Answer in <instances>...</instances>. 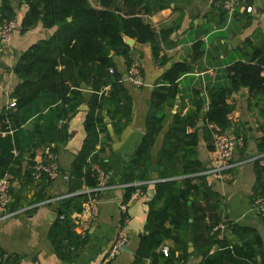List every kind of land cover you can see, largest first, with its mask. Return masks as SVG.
I'll return each mask as SVG.
<instances>
[{
    "label": "trees",
    "instance_id": "1",
    "mask_svg": "<svg viewBox=\"0 0 264 264\" xmlns=\"http://www.w3.org/2000/svg\"><path fill=\"white\" fill-rule=\"evenodd\" d=\"M16 1L28 7L21 22V32H27L40 23L45 29L55 32L50 39L39 41L25 51L14 68L21 83L12 96L16 101L15 109L3 111L0 115V133H13L12 136L0 137V177L8 172L15 178L22 176L26 183L34 181L31 170L34 153L45 146L55 145L53 152L56 154L60 146L68 143L71 138L68 123L83 104V88L88 87L94 94L90 98L84 124L86 138L70 170V191L75 192L83 185L86 189L95 188L98 178L92 168L98 160L97 146L101 133L106 129L107 119L132 113L130 96L120 84L122 76L109 73L111 53L114 51L123 56L128 68L131 67L133 60L124 41L126 36L140 44H151L153 56L156 59L160 57L157 34L140 17L142 11L149 15L153 13L150 7L156 4L153 0H95L102 8L97 10L88 0H0V26L5 21L17 19ZM166 6L163 2L156 10ZM161 37L163 42L168 41L167 35L162 33ZM194 49L197 58L204 56L205 49L201 43H197ZM263 70L264 50L260 49L254 50L251 63L237 62L227 69L230 87L214 88L208 92L210 105L202 129L205 139L211 138L207 129L209 123L223 132L230 130L229 116L234 107L228 104V99L232 93L248 88L252 97L264 96ZM187 73V63L176 62L164 74L163 80L171 86L155 90L146 135L128 165V183L147 181L153 162L159 169V178L164 180L154 185L156 194L149 203L147 225L133 264H143L146 260L151 264L185 263L193 256H201L202 264H263V243L256 229L224 221L222 198L213 191L210 178L201 174L206 167L198 158L199 130L186 135L189 126H196L201 106L197 112L185 116L176 114L161 150L156 157L152 155L168 121L166 110L175 104L178 81ZM108 86V92H101ZM256 106H259L260 117L264 120V102ZM122 125L118 122V133ZM259 150L264 153V138ZM15 151L18 156H15ZM28 152L32 153V160L28 164L30 168L23 172L22 156ZM138 169H142L139 175L136 174ZM255 170L258 185L256 201L264 196V166L257 162ZM179 177L184 179L176 180ZM137 190L128 188L126 201ZM140 190L147 195L146 186ZM85 199L80 195L72 201ZM220 225L231 231L232 238L224 236L219 239ZM58 227L78 240L66 223L58 224ZM52 240L60 244L58 250L62 258L68 260L69 251L63 248L57 233L52 235ZM166 241L175 244L168 257L159 251ZM190 243L195 247L193 253L189 252ZM215 246L219 251L211 253Z\"/></svg>",
    "mask_w": 264,
    "mask_h": 264
},
{
    "label": "crops",
    "instance_id": "2",
    "mask_svg": "<svg viewBox=\"0 0 264 264\" xmlns=\"http://www.w3.org/2000/svg\"><path fill=\"white\" fill-rule=\"evenodd\" d=\"M88 1L95 9H102L95 0ZM153 1L156 4H151L150 9L153 13L149 15L142 11L140 17L145 23L150 24L157 34L161 48L160 57L156 59L153 56L152 45L149 43L140 44L136 39L129 37L134 43L128 45L132 60L141 63L143 87H135L129 81V68L125 58L115 54L114 51L111 53L110 69L114 74L122 76L120 84L130 96L132 113L129 116L123 114L124 117L117 115L113 119H107L106 129L100 135L101 141L97 146L98 160L95 166L105 170L108 178L107 189L101 194L98 218L90 224L89 230L83 236L80 232L81 227L73 218H76L83 208L84 201L72 200L80 196L86 187L83 185L75 192L70 191V170L86 138L84 124L89 111L90 98L94 94L92 89L84 87V102L81 107L85 106L87 110H82L80 107L72 116L68 123L71 138L66 145L58 148L56 154L54 153L56 155L54 161L59 168L58 177L49 180L44 176L31 183H26L22 176L14 177L12 202L7 209L0 208V217L6 213L16 214L13 218L0 220V264H101L111 250L118 229L126 220L129 236L128 251L123 250L110 264H133L147 225L149 203L156 194L154 185L164 180L159 178V169L153 162L147 181L137 180L128 183L126 182L128 165L146 135L147 118L152 112L153 94L160 87L171 86L163 80V76L176 62L187 63L189 73L178 81L175 104L166 110L169 114L168 121L152 155L156 157L161 150L165 136L174 122V116L197 112L198 107L201 106L196 118V126H189L186 135L194 134L199 130L198 158L206 167L201 174L207 176L213 165L214 145L208 127L210 123L207 129L211 133V138L203 137L205 119L202 120L200 116L202 111L205 115L208 111L210 90L230 87L231 81L227 69L237 62L251 63L254 50H264V0H242L241 8L231 18L223 9L214 7L210 3L211 0ZM163 2L167 6L162 10H156ZM120 3L123 4L122 1ZM249 6L253 8L252 13H247L245 10ZM14 9L17 14L15 21L19 29L6 46L0 61L3 64V67H0V115L3 111L15 109L11 107L16 103L12 96L21 81L15 74L14 68L21 55L39 41L48 39V36L51 38L55 32L45 29L42 23L27 32H21V22L28 7L21 6L16 1ZM162 33L168 36V41H162ZM197 43H201L205 49L202 58H197L194 49ZM227 60L231 61L225 63ZM262 76L264 77V70ZM109 90L108 86L101 92ZM257 102L262 104L264 96L252 97L248 88H242L230 95L228 104L233 106L234 110L229 116L231 128L225 133L242 139L243 143L236 147L232 167L226 170L223 179L219 176L209 178L213 191L222 198L224 221L244 228L256 229L262 239L264 252V219L257 214L255 207L256 187L258 191L256 163L259 162L264 166V153L259 150L264 138V120L260 117ZM106 108L110 109L108 106ZM201 121L203 126L198 127ZM118 122L124 124L120 127L119 133ZM9 134L12 136L13 133H0V137L5 138ZM235 134L240 136L237 137ZM54 150H56L55 145ZM14 154L19 155L17 151ZM31 154L28 152L22 156L23 172L30 168L28 164L32 160ZM42 154L43 148L37 150L33 162ZM154 167L158 171H153ZM140 173L142 169L136 172L137 175ZM182 179L184 178L179 177L176 180ZM143 186L147 187V195L140 190ZM130 187L138 190L126 201L127 189ZM150 191L153 192L152 197L149 195ZM51 199L53 201L48 203ZM69 201L72 202L68 204ZM121 206H126V213H123ZM64 223L78 240L58 227V224ZM220 228L222 229L219 239L224 236L232 238L230 230L221 225ZM56 233L63 248L69 251L68 260L62 258L61 251L58 250L60 244L52 240V235ZM191 244L193 253L195 247L193 243ZM163 246L169 247L170 251L175 249L172 241H166ZM217 251H219L218 246H215L211 253ZM202 262L201 256H193L185 263L177 264H202ZM143 264H151V261L146 260Z\"/></svg>",
    "mask_w": 264,
    "mask_h": 264
},
{
    "label": "built area",
    "instance_id": "3",
    "mask_svg": "<svg viewBox=\"0 0 264 264\" xmlns=\"http://www.w3.org/2000/svg\"><path fill=\"white\" fill-rule=\"evenodd\" d=\"M210 3L217 8L223 9L228 17H233L236 12L241 8L242 0H211ZM247 13H252L253 8L251 6L246 7ZM16 21H5L1 25L0 29V61L2 60L6 46L12 41L13 35L17 28ZM110 74H114L112 69L109 70ZM129 81L135 87H143L144 82L142 79V66L139 61H133L129 68ZM12 108L16 107V103L11 105ZM209 130L212 133L214 156L213 165L207 172V177L219 176L223 179L226 170L232 167V158L237 146H241L243 141L235 137H231L228 133L221 131L214 124L208 125ZM54 145L45 146L43 148V154L39 159L34 160V165L31 167L32 177L34 180H40L46 176L49 180H55L59 175V168L55 163L56 155L53 152ZM92 170L97 174L98 184L95 188L85 189L80 195H84L86 199L83 202V208L76 215L75 223L79 225L80 232L84 236L90 228V224L99 216V206L101 194L107 189V172L101 169L99 166H93ZM14 177L10 173H5L0 177V208L7 209L12 202V190H13ZM53 199L49 200L52 202ZM255 207L257 214L264 219V196L255 201ZM123 213H126V206H121ZM15 213L2 214L0 220L13 218ZM79 220H83L80 223ZM127 220L118 229L116 237L110 252L103 260L102 264H110L129 243L128 230L126 228ZM161 252L165 257L169 256L170 248L163 246Z\"/></svg>",
    "mask_w": 264,
    "mask_h": 264
},
{
    "label": "water",
    "instance_id": "4",
    "mask_svg": "<svg viewBox=\"0 0 264 264\" xmlns=\"http://www.w3.org/2000/svg\"><path fill=\"white\" fill-rule=\"evenodd\" d=\"M0 29H1V26H0ZM18 29H19V26H17L16 30H18ZM48 39H50L49 36H48ZM124 41H125V43H126L127 45H130V46L133 45V43H134V41H133L132 39H130L129 37H125V38H124ZM0 67H3V64H2L1 62H0ZM80 109H82V110H87V108H86L85 106H84V107L82 106ZM205 117H206L205 112L202 111L200 118H201L202 120H204ZM202 126H203V121L200 122V124L198 125V127H202ZM152 170H153V171H158L156 167L152 168ZM149 195L152 197V196H153V192L150 191V192H149ZM123 250L128 251V248L125 247ZM192 251H193V248H192V244L190 243V251H189V252L192 253Z\"/></svg>",
    "mask_w": 264,
    "mask_h": 264
},
{
    "label": "rangeland",
    "instance_id": "5",
    "mask_svg": "<svg viewBox=\"0 0 264 264\" xmlns=\"http://www.w3.org/2000/svg\"><path fill=\"white\" fill-rule=\"evenodd\" d=\"M11 21H15V20H11ZM229 61H231V60H227V61H225V63H227V62H229ZM217 63V62H216ZM216 63H214L215 65H216Z\"/></svg>",
    "mask_w": 264,
    "mask_h": 264
}]
</instances>
